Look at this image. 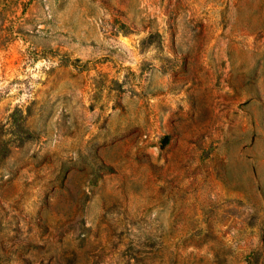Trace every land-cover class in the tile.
<instances>
[{"label": "rangeland", "instance_id": "rangeland-1", "mask_svg": "<svg viewBox=\"0 0 264 264\" xmlns=\"http://www.w3.org/2000/svg\"><path fill=\"white\" fill-rule=\"evenodd\" d=\"M0 264H264V0H0Z\"/></svg>", "mask_w": 264, "mask_h": 264}, {"label": "trees", "instance_id": "trees-1", "mask_svg": "<svg viewBox=\"0 0 264 264\" xmlns=\"http://www.w3.org/2000/svg\"><path fill=\"white\" fill-rule=\"evenodd\" d=\"M6 150H7V146H6L5 143H3L2 146L0 147V152H1L2 154H5Z\"/></svg>", "mask_w": 264, "mask_h": 264}]
</instances>
